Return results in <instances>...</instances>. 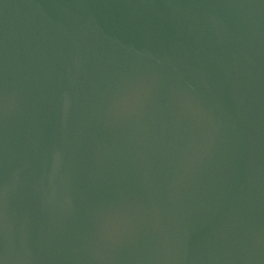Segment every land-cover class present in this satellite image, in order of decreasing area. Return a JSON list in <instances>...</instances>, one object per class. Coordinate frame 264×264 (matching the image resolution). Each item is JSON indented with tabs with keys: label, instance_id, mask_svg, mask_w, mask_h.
Here are the masks:
<instances>
[{
	"label": "water",
	"instance_id": "water-1",
	"mask_svg": "<svg viewBox=\"0 0 264 264\" xmlns=\"http://www.w3.org/2000/svg\"><path fill=\"white\" fill-rule=\"evenodd\" d=\"M0 264H264V0H0Z\"/></svg>",
	"mask_w": 264,
	"mask_h": 264
}]
</instances>
